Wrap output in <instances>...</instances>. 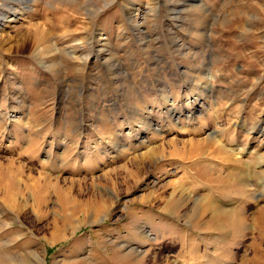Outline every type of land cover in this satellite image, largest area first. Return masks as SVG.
I'll return each instance as SVG.
<instances>
[{
	"label": "rangeland",
	"instance_id": "rangeland-1",
	"mask_svg": "<svg viewBox=\"0 0 264 264\" xmlns=\"http://www.w3.org/2000/svg\"><path fill=\"white\" fill-rule=\"evenodd\" d=\"M263 180L264 0H0V264H264Z\"/></svg>",
	"mask_w": 264,
	"mask_h": 264
},
{
	"label": "bare ground",
	"instance_id": "bare-ground-1",
	"mask_svg": "<svg viewBox=\"0 0 264 264\" xmlns=\"http://www.w3.org/2000/svg\"><path fill=\"white\" fill-rule=\"evenodd\" d=\"M263 181H264V180H263ZM262 183H263V182H262ZM263 185H264V184H263ZM263 211H264V210H263ZM259 231H260V230H259ZM259 231H258V232H259ZM260 233H261V232H260ZM211 259H212V258H211Z\"/></svg>",
	"mask_w": 264,
	"mask_h": 264
}]
</instances>
